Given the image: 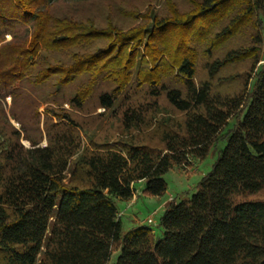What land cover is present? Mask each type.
Returning <instances> with one entry per match:
<instances>
[{
  "label": "trees",
  "instance_id": "trees-1",
  "mask_svg": "<svg viewBox=\"0 0 264 264\" xmlns=\"http://www.w3.org/2000/svg\"><path fill=\"white\" fill-rule=\"evenodd\" d=\"M157 1L0 0V264H264V0ZM235 115L162 234L123 232Z\"/></svg>",
  "mask_w": 264,
  "mask_h": 264
},
{
  "label": "rangeland",
  "instance_id": "rangeland-1",
  "mask_svg": "<svg viewBox=\"0 0 264 264\" xmlns=\"http://www.w3.org/2000/svg\"><path fill=\"white\" fill-rule=\"evenodd\" d=\"M159 7L160 0L157 2ZM10 38V36H8ZM264 61H261V63ZM7 103H11V98H7ZM68 107L69 105L66 104ZM41 108V111H43ZM103 111V109H99ZM238 115L232 117L221 133L214 138L211 146V153L204 159L190 156V158L183 164H176L167 172L164 177L168 183L167 191L165 194L148 195L143 192L144 182L138 181L133 185L134 196L136 198L134 202L129 203L123 200L118 202L119 205V219L122 223L123 232H126L130 228L139 225L151 226L156 236L162 234L160 227V217L164 213L165 209L174 201L191 195L197 190V184L203 176H205L212 168L213 163L219 156V151L226 145L225 133L234 125L237 121ZM12 122L19 127V123L12 120ZM28 140H23L25 145H28ZM46 140L43 141L45 143ZM136 196V197H135ZM132 198V199H133ZM152 218L154 223H149L148 219ZM118 256V251H114L109 264H113Z\"/></svg>",
  "mask_w": 264,
  "mask_h": 264
},
{
  "label": "crops",
  "instance_id": "crops-1",
  "mask_svg": "<svg viewBox=\"0 0 264 264\" xmlns=\"http://www.w3.org/2000/svg\"><path fill=\"white\" fill-rule=\"evenodd\" d=\"M141 182H144V181H141ZM136 197V196H135ZM136 198H131L130 200H127V201H125V200H123V201H125V202H129V203H132V202H134V200H135Z\"/></svg>",
  "mask_w": 264,
  "mask_h": 264
},
{
  "label": "built area",
  "instance_id": "built-area-1",
  "mask_svg": "<svg viewBox=\"0 0 264 264\" xmlns=\"http://www.w3.org/2000/svg\"><path fill=\"white\" fill-rule=\"evenodd\" d=\"M148 222L152 224V223H154V220L152 218H149Z\"/></svg>",
  "mask_w": 264,
  "mask_h": 264
},
{
  "label": "water",
  "instance_id": "water-1",
  "mask_svg": "<svg viewBox=\"0 0 264 264\" xmlns=\"http://www.w3.org/2000/svg\"><path fill=\"white\" fill-rule=\"evenodd\" d=\"M43 144H46V142H45V143H43ZM27 146H31V145H30V142H28V145H27Z\"/></svg>",
  "mask_w": 264,
  "mask_h": 264
}]
</instances>
